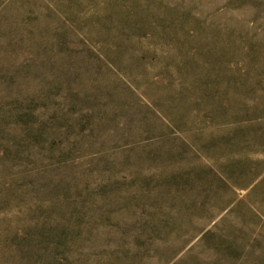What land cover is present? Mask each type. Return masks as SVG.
Returning a JSON list of instances; mask_svg holds the SVG:
<instances>
[{"label": "rangeland", "instance_id": "1", "mask_svg": "<svg viewBox=\"0 0 264 264\" xmlns=\"http://www.w3.org/2000/svg\"><path fill=\"white\" fill-rule=\"evenodd\" d=\"M0 264H264V0H0Z\"/></svg>", "mask_w": 264, "mask_h": 264}, {"label": "trees", "instance_id": "2", "mask_svg": "<svg viewBox=\"0 0 264 264\" xmlns=\"http://www.w3.org/2000/svg\"><path fill=\"white\" fill-rule=\"evenodd\" d=\"M231 200H229L226 204L225 207L228 206L230 204Z\"/></svg>", "mask_w": 264, "mask_h": 264}]
</instances>
